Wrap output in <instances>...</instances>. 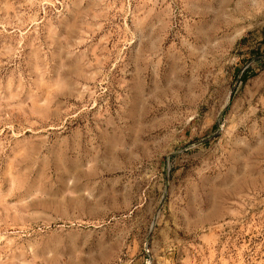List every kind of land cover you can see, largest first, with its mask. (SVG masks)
<instances>
[{"label":"rangeland","instance_id":"rangeland-1","mask_svg":"<svg viewBox=\"0 0 264 264\" xmlns=\"http://www.w3.org/2000/svg\"><path fill=\"white\" fill-rule=\"evenodd\" d=\"M0 264H264V0H0Z\"/></svg>","mask_w":264,"mask_h":264},{"label":"trees","instance_id":"trees-1","mask_svg":"<svg viewBox=\"0 0 264 264\" xmlns=\"http://www.w3.org/2000/svg\"><path fill=\"white\" fill-rule=\"evenodd\" d=\"M247 77V72H245V70L243 71L242 75H241V78L242 79H245Z\"/></svg>","mask_w":264,"mask_h":264},{"label":"bare ground","instance_id":"bare-ground-1","mask_svg":"<svg viewBox=\"0 0 264 264\" xmlns=\"http://www.w3.org/2000/svg\"><path fill=\"white\" fill-rule=\"evenodd\" d=\"M242 2H243V1H242ZM137 86H138V85H137ZM140 86H141V85H140ZM141 91H142V90H141ZM141 91H140V92H141ZM137 93H138V92H137ZM133 98H134V97H133ZM132 100H133V99H132ZM210 191H211V190H210Z\"/></svg>","mask_w":264,"mask_h":264}]
</instances>
